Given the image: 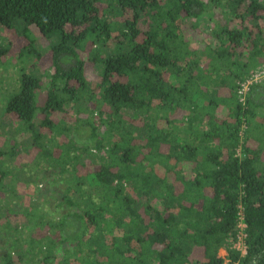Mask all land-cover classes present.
<instances>
[{
    "label": "trees",
    "instance_id": "1",
    "mask_svg": "<svg viewBox=\"0 0 264 264\" xmlns=\"http://www.w3.org/2000/svg\"><path fill=\"white\" fill-rule=\"evenodd\" d=\"M205 15L217 27L198 47ZM21 37L31 65L2 124L30 144L0 147V192L16 196L21 152L42 153L52 207L24 211L53 232L26 248L35 264H264L261 84L237 93L264 64V0H0V65ZM241 209L244 255L229 245Z\"/></svg>",
    "mask_w": 264,
    "mask_h": 264
},
{
    "label": "rangeland",
    "instance_id": "2",
    "mask_svg": "<svg viewBox=\"0 0 264 264\" xmlns=\"http://www.w3.org/2000/svg\"><path fill=\"white\" fill-rule=\"evenodd\" d=\"M209 11L212 12V10ZM207 15L203 16L201 19V35H197L195 37L192 36L194 45L198 47L201 45V38H211V41L214 39L212 30L217 26L214 23L215 20H209ZM224 22L226 24L225 20ZM34 32L38 38V49L42 51V57L40 58L38 65L42 71H45L52 65V54L48 49L49 42L46 38L41 37L36 30H34ZM27 42L28 41L26 38H19V40L15 42L14 47L10 51L8 57H6L0 65V147L3 149L5 148L6 144L13 145L14 143H22L21 148L23 151V147L26 150L30 144L28 141L29 132H27V130H25L22 134L17 135L11 131L10 128L4 127L2 124L3 120L8 122V118H5L2 114L4 110L3 105L5 103L6 97L10 95L9 93L14 90L13 87L17 84L16 80L21 73L20 67L22 65L24 67L29 65L30 67L31 65V60H26L23 62L22 57H20V50ZM86 63L87 76L91 82H94L97 80V70L95 67H93V63L89 62V60ZM259 84H261V87L254 92L252 97V105L254 106L256 112L264 109V100L263 102L260 100L264 98V81L259 82ZM261 92H263V94ZM226 108L227 107L223 105L221 111L226 110ZM55 141L56 138L54 139V142ZM41 154L42 153L40 151L34 149H31L27 153L21 152V154H19L18 157L13 161V164L20 165L18 168L14 167V170L19 169L18 174L21 176V179L15 183L16 196H14L13 193L9 194L6 192H0V264H7L6 262H8V264H35L34 258L36 256L29 253L28 249L26 248L34 246V244L37 242L35 240L40 239L42 236L50 235L53 232L49 226H42L41 222L29 223L26 217V212L24 211L25 208L27 209V207H31L29 209L30 212L32 210H36L39 213V204L41 203H44V206L47 209L52 207L50 203H53L52 194L54 191L47 189L43 182L36 181V175L41 174L39 169L42 166L37 167L35 163L42 159ZM20 167L26 168V170H24L26 173H23L20 170H23V168ZM30 171H34L35 174H30ZM50 175H52V173H50ZM52 186L53 188H57L58 185L56 186L53 184ZM46 198L50 203L47 204L44 202ZM31 237L33 239L29 242ZM15 244L21 246L23 256L13 252ZM9 251L13 253L10 255V260L8 258ZM221 253L226 256L227 252L222 250Z\"/></svg>",
    "mask_w": 264,
    "mask_h": 264
},
{
    "label": "built area",
    "instance_id": "3",
    "mask_svg": "<svg viewBox=\"0 0 264 264\" xmlns=\"http://www.w3.org/2000/svg\"><path fill=\"white\" fill-rule=\"evenodd\" d=\"M264 80V64H261L257 66L255 69H253L248 76H246L244 79L238 81L237 84V93L239 96V100L242 103H245L246 97L249 93V90L251 88V85L262 82ZM247 227L246 221H245V215L243 213V210L241 209L239 212V221H238V229L237 233L230 237L229 245L233 249H237L241 252L242 255H244L247 251L245 238H246V232L245 229ZM223 251L227 252V249H222ZM222 254V253H221ZM227 255V253H226ZM222 256H224L222 254Z\"/></svg>",
    "mask_w": 264,
    "mask_h": 264
},
{
    "label": "crops",
    "instance_id": "4",
    "mask_svg": "<svg viewBox=\"0 0 264 264\" xmlns=\"http://www.w3.org/2000/svg\"><path fill=\"white\" fill-rule=\"evenodd\" d=\"M264 81V80H263Z\"/></svg>",
    "mask_w": 264,
    "mask_h": 264
}]
</instances>
